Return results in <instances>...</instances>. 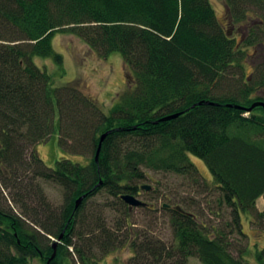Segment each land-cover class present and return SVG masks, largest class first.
<instances>
[{
	"label": "trees",
	"instance_id": "1",
	"mask_svg": "<svg viewBox=\"0 0 264 264\" xmlns=\"http://www.w3.org/2000/svg\"><path fill=\"white\" fill-rule=\"evenodd\" d=\"M225 3L233 24L258 11L264 26V0ZM58 32L82 38L101 56L121 54L132 79L108 113L77 86H56L46 67L35 64L39 56L61 65L52 46ZM257 37L251 34L246 43ZM237 45L211 0H0V162L14 172L28 153L33 176L64 190L59 210L43 220L0 206V264H46L57 240L50 264H64L74 254L80 264H99L94 251L105 255L117 242L84 219L85 204L100 190L119 200L137 196L145 169L211 182L220 194L209 210L226 206L230 220L208 227L186 201L163 205L172 244L133 241L129 264H187L191 256L203 264H264V246L250 248L243 230V215L252 225L264 224V210L256 208L264 196V108L248 110L264 102L255 94L264 78L222 92L229 68L240 67ZM56 113L60 145L87 151L85 164L60 158L49 167L39 157L36 145L51 136ZM174 113L180 114L162 120ZM191 155L205 163L211 181Z\"/></svg>",
	"mask_w": 264,
	"mask_h": 264
},
{
	"label": "rangeland",
	"instance_id": "2",
	"mask_svg": "<svg viewBox=\"0 0 264 264\" xmlns=\"http://www.w3.org/2000/svg\"><path fill=\"white\" fill-rule=\"evenodd\" d=\"M211 3L221 26L235 38L242 51L240 67H230L229 72L220 82L222 92L233 85L244 86V82L248 80H262L264 78V26L260 19L263 17L258 11H250L244 21L233 24L228 17L225 0H211ZM255 32L258 34L257 40L252 45H248L247 38ZM52 46L55 52L62 55L61 65L56 64L52 58L39 56L34 57L35 64L46 67L48 72L54 76L56 86L64 84L77 86L93 99L104 113H108L116 102L117 95L127 88V84L131 83L132 79L129 73H126L121 54L111 52L107 56H101L82 38L63 32H58L53 36ZM255 94L264 96V85L259 87ZM54 123L51 136L36 145L37 153L44 164L54 167L56 160L60 158H69L74 162L85 164L90 157L87 151L83 154L84 151L80 148L81 150L74 149L76 152L80 150L79 153H75L72 149V152H68L60 145L58 113L55 115ZM28 158L27 153L24 155L23 165L14 172L12 168L8 170L7 166L0 162V206L11 208L18 213L23 209L28 212L29 216L43 220L51 210L54 212L59 210L64 190L56 182L33 176L27 167ZM190 158L200 173L211 181V174L205 163L195 156L191 155ZM3 172L6 177L2 176ZM143 173H145V178L136 182L138 187L146 184L152 188L149 191L141 189L137 197L148 203L149 209L147 206L130 209L127 204L121 202L122 200L105 190L97 192L85 204L84 219L93 226L98 224L117 242V247L105 255H101L98 249L94 251L99 264H129L134 256L130 247L133 241L140 243L148 238L161 239L167 245L172 244L173 235L168 220L169 213L163 205L173 206L175 203H183L181 200L186 201L190 209L196 207L195 211L200 214V218L208 227L212 224L221 225L224 220H230V208L226 206L218 208V213L210 212L209 208L215 205V197L220 194L213 189L211 182L204 181L203 183L201 178L196 183L184 175L164 171L145 169ZM3 181L6 182L3 183ZM191 201L194 205H190ZM256 208L259 211L264 210V196L261 195L256 199ZM44 209L46 211L42 213L41 210ZM127 209L130 213L128 216ZM243 224L245 225L244 232L249 235L250 248L254 249L257 245L259 248L264 246V224L252 225L250 216L244 215ZM130 231L135 233L132 237L129 235ZM252 231L255 232L252 233ZM75 241L77 242V238ZM248 261L254 263L253 257L248 258ZM32 264L41 263L39 260H33ZM64 264L80 263L74 254ZM187 264L203 263L196 256H191Z\"/></svg>",
	"mask_w": 264,
	"mask_h": 264
},
{
	"label": "water",
	"instance_id": "3",
	"mask_svg": "<svg viewBox=\"0 0 264 264\" xmlns=\"http://www.w3.org/2000/svg\"><path fill=\"white\" fill-rule=\"evenodd\" d=\"M255 106H262L264 108V102L263 101H256L253 104H251V106L248 108V110H251ZM179 114L180 113H174V114L167 115V116L163 117L162 120H169V119L175 118ZM107 133L108 132H105L100 137V142H99V145H98V148H97V151H96V156H95V159L96 160L98 158V154H99V151H100L101 143L104 140V138L107 135ZM140 188L143 189V190L149 191L152 187L150 185L143 184V185L140 186ZM83 197L84 196H80L77 199V201H76V207L80 204V202L83 199ZM121 199L129 206L130 209L133 208V207L147 206L148 205L146 202L142 201L141 199H139L137 196H135L133 194H122L121 195ZM57 242H58V240L53 243V253L47 259L46 264H50L51 260L54 258L55 253H56Z\"/></svg>",
	"mask_w": 264,
	"mask_h": 264
},
{
	"label": "crops",
	"instance_id": "4",
	"mask_svg": "<svg viewBox=\"0 0 264 264\" xmlns=\"http://www.w3.org/2000/svg\"><path fill=\"white\" fill-rule=\"evenodd\" d=\"M246 225H248V224H246ZM244 226H245V225H244ZM253 232H255V231H252V233H253Z\"/></svg>",
	"mask_w": 264,
	"mask_h": 264
}]
</instances>
